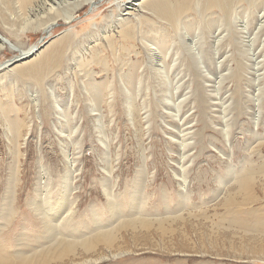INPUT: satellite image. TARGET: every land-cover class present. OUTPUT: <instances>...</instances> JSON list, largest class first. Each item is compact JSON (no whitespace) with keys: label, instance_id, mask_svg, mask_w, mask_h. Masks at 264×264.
Returning a JSON list of instances; mask_svg holds the SVG:
<instances>
[{"label":"rangeland","instance_id":"1","mask_svg":"<svg viewBox=\"0 0 264 264\" xmlns=\"http://www.w3.org/2000/svg\"><path fill=\"white\" fill-rule=\"evenodd\" d=\"M95 1L85 2L74 11L70 4L56 7L53 2L44 1L40 3L42 4L40 8L38 4L36 9L23 16L18 15L16 7L13 6L11 12L4 11L3 16L0 17V38L7 39L5 42L8 45L0 48V102L11 108L4 115L14 122V130L22 135L21 140L17 142L19 144L17 152L14 149L17 145L9 142L10 135L6 133L8 122L1 112L0 210L5 198L11 203L12 212L16 214L11 216L9 223L0 227V255L6 256L10 253L15 255L14 252L19 249H24V252L29 254L35 250H43L58 238L59 234L68 236L69 227L76 233L79 230L85 232L83 222L89 220L91 209L95 211L97 217H106L108 214L106 201L110 198L103 194V187H107L111 192L110 196L115 199L122 217H126L130 212L126 194L134 189L136 193L140 191V200L145 206L153 207L157 204L152 211H147L150 218H155L156 213L160 211L164 192L165 197L169 199L168 208L172 210L174 199L182 192L179 181L181 165L186 172L188 183L186 191L191 206L181 208L175 213L182 215L177 223L166 222L165 226L172 228L174 232L163 235L160 231H156L158 225L148 233L122 232L117 235L119 239L115 248L127 249V253L122 252V255L115 258L104 252L102 254L106 258L100 260L101 262L87 264H253L248 258L257 250L264 251L263 239L248 234L245 236L234 229L235 227L230 228L227 224H220L217 216L223 213L219 203L223 202L228 193L225 190L232 186L231 176L226 177L227 170L240 167L242 160H251L259 164L262 155L264 156V35L259 34L254 37L256 42L254 49L251 44L245 43H249L245 41L248 40L247 38H241L239 47L241 55L233 48L224 46L223 41L219 50L220 55L223 54L220 60L214 47H211L214 41L213 32L207 34L206 41L203 40V32H192L187 35L190 33L187 23H192L189 17L188 21L184 19L179 24L181 34L179 32L173 42L179 46L181 57L183 59L188 57L191 66H195L194 69L192 68L193 74L185 73L182 67L185 66V62L182 58L173 62L175 47L166 48L172 41L165 46L163 35L170 30L164 26L163 32H159L160 36L148 34L147 41L135 39L122 43L116 38V48L110 47V57L106 52L100 55L106 57V65L95 64L89 71L91 74L83 77L75 62L80 58L73 59V52L84 58L88 55L87 50L92 47L100 48L99 51H102L101 40H104L107 34H117L122 22L134 23L137 29L139 18L142 15L150 16L146 10L139 7L143 0H138L137 3L132 0ZM123 4L125 5L120 7ZM50 8L52 11L48 12ZM46 12L48 14L54 12L52 14H57L58 17L51 15L52 18L49 20L45 16ZM22 17H26L22 23L24 25H15L17 18ZM238 17L240 20V14ZM192 19H194L192 28L195 29L201 27V22H210L208 26L203 25L206 28L223 21V19L219 20L213 11L204 14L203 18L193 13ZM252 19L250 23L254 26L255 12L252 13ZM40 20L45 24L39 26ZM236 23L239 24L238 21ZM48 24H50L48 33L47 31L44 33L43 27ZM158 26L157 30L160 31V24ZM184 27L188 32L182 29ZM22 28L25 29L21 31ZM66 33L69 37L68 45L64 44L55 50V52L64 50L63 62L66 65L52 74L48 71L44 79L43 73L40 81L41 89L35 88L38 85L27 77L14 76L12 80L11 75L16 69L34 62L38 53L53 49L54 47L49 45L58 39L61 40ZM93 33L97 38L90 36ZM224 33L227 35L226 32ZM197 34H202L200 43L203 44L202 48L208 57L204 64L198 61L199 59H193V52L190 49L191 41ZM159 43L164 47L163 49H160ZM14 46L17 50L12 49ZM33 46L37 47L32 53L20 55L22 54L20 52H25ZM156 46L159 50L153 48ZM156 55L158 58L161 55L164 63L157 62ZM23 56H31V58L25 62L20 61ZM129 73H136V79L130 86L126 83ZM197 84H200L199 87L202 89L200 91L207 108L206 112L205 108L203 109L201 116L196 101L199 97ZM106 85H110V94L106 93ZM36 95L39 97L37 98ZM101 96L102 100L99 98ZM106 104L111 106L110 111L107 110ZM130 106L133 108L131 109ZM226 127L229 128L227 137L224 131ZM71 130L75 133L74 136L69 135ZM72 137H76L74 142L70 140ZM40 167L46 171L45 176ZM41 176L43 177L40 182ZM61 176L69 178L72 182L70 199L75 201L73 206L75 215L70 219L69 226H61L57 229L51 241V235L46 236V231L38 222L39 217L27 204L37 201L36 194H41L37 190L44 181L47 183L53 178L55 182ZM71 176L73 178H70ZM220 179L222 184L218 183ZM41 190L44 191L45 186H41ZM51 190L53 194L58 192L56 189ZM253 190L259 198V203L255 206L263 205L264 179L260 176L256 177ZM164 215L162 213L163 217ZM115 222L116 219L111 218L110 213V225ZM203 223L205 227L202 226ZM94 229L87 230L82 235L88 236ZM71 231L73 230H70V233ZM204 237L206 239L208 237V240ZM24 243L27 244L23 248L16 245ZM256 264L263 263L256 261Z\"/></svg>","mask_w":264,"mask_h":264},{"label":"bare ground","instance_id":"2","mask_svg":"<svg viewBox=\"0 0 264 264\" xmlns=\"http://www.w3.org/2000/svg\"><path fill=\"white\" fill-rule=\"evenodd\" d=\"M44 1L53 2L52 4L55 5L56 7L57 6H63V5L68 6L70 4L69 6H71L73 11H74V9H79L82 5H84L85 2L86 3L87 2H91V1L92 2H96L95 0H1L2 8L0 9V17L3 16L4 11L11 12L13 10V6L16 7V12H17L18 15H20V16L27 15L28 12H31L33 9L37 8L38 4H39V8H40V5H42L40 3H43ZM114 1H118V0H114ZM132 1H135L137 3L138 0H132ZM124 5L125 4L120 5V7H122ZM139 7H141V9H143V10H146V12H148L150 14V16L147 17V16H143L142 15L139 18L138 28L137 29H136L134 23H131L129 21H124V22H122L120 24L119 31L117 32V34H114V33L107 34V35H105L104 40L99 39V41L100 40L102 41V42L100 41L101 44L103 43V45L101 47L102 51H99L100 48L98 49L96 47H92L90 50H87L88 51V55L86 57H84V58H83L82 55L76 54V52L72 53L73 59L80 58V60L75 61V62H76V66L78 67V69H80V71L82 72L83 77H87V75L89 73L91 74V72H89V71L91 70V68L95 64L103 63V64L106 65V57H104V56L100 57V55L103 52H106V53H108V56L110 57V47H111V49L112 48H116V44H115L116 38H117L118 41H121L122 43H128L130 40L134 41L135 39L136 40L139 39L140 41H147V35L148 34H150L152 36L153 35L154 36H160L159 32H161V31L163 32L162 27H164V26H166L170 30V32L168 31L169 33L165 32L164 35H163L164 38H165V41H166L165 46H167L172 41L171 44L168 45L166 48H168L169 46H174L175 47L174 56H172V57H174L173 62H175V61H177V60L182 58V60L185 62V66H182V67H184L183 69L185 70V73L186 74H190V75H191V73L193 74L192 68H193L194 65L191 66L190 62L188 61L189 60L188 57H187L188 60L185 59V58L183 59V57H181V55L179 54V49H180L179 46L176 45L175 42H173L174 37H177V34L179 32L181 34V28H180L179 24L184 19H186L188 21V19L191 18V21H192V23L191 22L187 23V25H188V27L190 29V33L189 34L187 33L188 36L192 32H194V33L203 32L204 33L203 40H205L207 34L209 32H213V36L212 37H214V41H213V44H211V47L212 48L214 47V49L216 51V52L215 51L214 52L216 53V55L218 56L219 59L223 57V54L220 55V52H219L220 48H222V44L221 43L223 41H224V46L227 45L228 47L233 48L234 51L238 52L239 55H241L239 47H240V42H241L242 39L247 38L248 40H245V41H249V43H247V42H245V43L247 45L251 44V46L253 47L255 45V43H256L255 40H254V37H256L257 35L259 36V34L260 35L261 34L264 35V0H143L142 2H140ZM56 10H58V9H56ZM50 11H52L51 8H50V10L48 12H50ZM211 11H213L215 16H217V18H219V20L223 19V21H221L222 23L221 22L218 23V21H216L218 23V25L213 26V24H212V26L205 28V27H203V25L208 26L210 24V22L209 21L204 22V23L201 22L200 23L201 27H198L197 29H195V27H193L195 29L194 30L192 28V24H194V19H192V14L193 13L194 14H198L199 18L200 17L203 18L204 14H207L208 12H211ZM254 12H255V20H254V26H253L250 23V20L252 19V13L254 14ZM52 13H54V12H52ZM52 13L48 14L46 12L45 16H47L49 18V20H51L50 18H52V17H50L51 15H55V17H58V16H56L57 14H52ZM234 13H235V16L233 17ZM126 14H127V12H126ZM238 14H240V17H241L240 20H239ZM43 15H44V13H43ZM63 16H65V15H63ZM125 16H127V15H125ZM71 18L72 17H70V19ZM117 18H119V17H117ZM67 19H69V17ZM25 20H26V17L17 18V22L14 23V24L15 25L16 24H22ZM92 21H94V20H92ZM236 21H238L239 24H237ZM38 24H39V26H42L45 23H44V21L40 20V22ZM159 24L161 26L160 31L157 30V27H159L158 26ZM184 24H185V22H184ZM22 25H24V24H22ZM49 27H50V24L45 25V27H43V32L46 33V31H47V33H48L47 29ZM115 27H116V25H115ZM24 29L22 28L21 31H23ZM182 29L185 32H188V31H186L187 29L185 30V27L182 28ZM224 32H226L227 35H225ZM222 33H224V37L221 36ZM67 35L68 34L66 33L65 35H63L64 37L61 40L58 39L57 41L52 42L49 46H53L54 47L53 49H49V50H46L44 52L38 53L36 55L35 59H34V62H31L29 64H25L23 67H20L19 69H16V71L13 72V74L11 75L12 80H14V76L27 77V78L31 79L33 83L38 85V86H35V88L41 89V82L40 81L42 80V74L43 73H44V75H43V79H44V77L47 75L48 71H51V74H52L53 72H56V71L64 68L65 65H66V63L63 62L64 56H63L62 52H64V50L62 52H60V50L55 52V50H57L58 47H60V46H62L64 44L68 45L67 42L69 41V37H67ZM95 35L96 34L93 33L90 36L96 37ZM201 35L202 34L195 35V37L191 41L192 46L190 47V49L193 52V56H192L193 59L194 60H196V59L198 60L199 59L198 61H200L202 64H204L205 61L208 59V57H207V53L202 48L203 44L200 43ZM193 36H194V34L191 35V37H193ZM255 39H257V38H255ZM6 40L7 39H4L2 37L0 38V48H4L5 45H7L6 42H5ZM158 41L160 42L161 39H159ZM88 45H89V42H88ZM158 45H159L160 49L164 48L160 43ZM259 45H261V44L259 43ZM6 47H8V45ZM36 47L37 46H33L29 50H27L25 52L24 51L20 52V53H22L20 55H26V54L32 53L35 50ZM263 47H264V44H263ZM153 48H156L157 50H159L157 46L153 47ZM12 49L17 50V48L15 46ZM253 49H254V47H253ZM82 50H83V48H82ZM18 51H19V49H18ZM20 51H22V50H20ZM65 51H66V48H65ZM168 51H169V49H168ZM69 52L71 53V51H69ZM258 53L259 52H257V55H258ZM33 55H31V56H33ZM166 55H167V53H166ZM31 56L30 57L29 56H23L20 59V61L25 62V61L29 60L31 58ZM143 57H144V55H143ZM152 57H154V56H152ZM229 57H231V56H229ZM240 57H238V58H240ZM224 59H226V58H224ZM156 60H157V62L160 61L161 63H164V60H163L161 55H159V58L157 56ZM20 61H18V62H20ZM99 64H97V65L99 66ZM170 64H172V62ZM208 65H210V64H208ZM7 66H10V65H7ZM80 71H78V72L81 73ZM163 74H164V72H163ZM211 75L213 76V74H211ZM127 77H128V80H127L126 83L129 84V86H130L132 81L136 79V73L135 74L129 73L127 75ZM255 79H257V78H255ZM142 81L143 80L141 79V83H142ZM199 86H200V84L196 85L197 95L199 96L196 101H197L198 107L200 108V116H201L202 112H203V109L205 108V112H206L207 108L205 106V100H204V98L202 96V91H200L201 88ZM185 89H186V87H185ZM199 91L201 92V94H200ZM106 93L110 94V85H106ZM38 97L39 96H37V98ZM230 97H232V96H230ZM84 98H85V96H84ZM99 98L102 100L103 97L101 96ZM127 98H128V96H127ZM129 99H131V98H129ZM53 100H55V99H53ZM257 103H258V100H257ZM77 105H79V104H77ZM127 105H128V103H127ZM105 106H107V108H108L107 110H109V111L111 110L110 109L111 106L109 104H106ZM132 108L133 107H131V109ZM139 108H142V106L141 107L139 106ZM10 109L11 108L8 107L6 104H3L2 102H0V113L2 112L1 115L3 116L5 121L8 122L6 133L10 135V137H8L9 142H10V144H16L17 145V148H14V149L18 152L19 144L17 142L19 140H21L20 138H22V135L20 133H18L17 130H14V122L12 120H9L7 118V116L4 115ZM258 111H260V110H258ZM143 112H144V110H143ZM67 113H68V111H67ZM256 113H259V112L256 111ZM71 114H73V113H71ZM128 115H129V113H128ZM159 117H160V114H159ZM76 124H77V122H76ZM73 125L75 126V124H73ZM65 128L67 129V127H65ZM224 131L226 132V134H227L226 137H227L229 135V128L226 127ZM69 135L70 136H72V135L74 136L75 133L71 130ZM70 136H68V138ZM181 137H183V136H181ZM74 138H76V137H74ZM74 138L72 137L70 140L74 142V140H75ZM196 138H197V136H196ZM23 141H24V138H23ZM59 143H61V142H59ZM195 146H197V145H195ZM190 148H191V146H190ZM181 149H184V148H181ZM179 153H180V151H179ZM63 154H65V153H63ZM240 164H241V166L238 167V168L231 169L229 167L230 169L227 170L226 177L229 178V176H231V178H232V186L230 185L231 188L225 190L228 193L225 195V197L223 199V202L219 203V205L223 209V213L219 214L218 216L216 214L217 220H218V223L227 224L228 227H230V228H234L235 227L234 229H236L238 232L239 231L242 232L243 234H245V236L248 234L249 236H252L254 238L255 237H259V238L263 239V241H264V204L263 205L259 204V205L255 206V204L259 203V198L255 195L254 190H253L254 187H255V184H256V177L260 176L261 178L264 179V156L262 155V158H261V161H260L259 164H255L254 162H251V160H249V161L248 160L247 161H243L242 160L240 162ZM185 167L188 168V166H185ZM40 168L44 171L43 167H40ZM68 172H71V171H68ZM179 172H181V175H180V179L181 180H179V181H181L180 187H181L182 192L180 191L181 193L179 194L178 198L174 199V204H173V209L172 210H170L168 208L167 202H169V199L165 197V192H164L163 195H162V198H161L162 202H161V205H160L162 208L159 207L160 211L156 213L155 218H150V215L147 213V211H152V209L154 207H156L157 204H155L153 207L145 206L144 203H141V200H140L141 193H140V191L136 193V189H134V190H130V192H127V194H126L127 199H129L130 212H129V214L126 217H122V216H120V213L118 212V206L115 203V199L112 198V196H110L111 192L109 191V189L107 187H103L102 188L103 194L107 198H110V199H108L106 201V209H107L106 212L108 213L106 215L107 218L106 217H97V216H95V211L91 209L90 210V216H89L90 218H89V220L83 222V225H84V229L83 230L85 232L87 230L95 228L88 236H83L82 234H84L85 232H82L81 230L77 231V233H76V231L73 228L69 227V235L68 236H65L64 234H59V237L56 238L54 241H52V240L54 239V235L57 233V229L61 228V226H63V227L69 226L68 224L70 223V219L73 218L74 215H75V211L73 210V206L75 205V201L74 200L71 201V199H70V197H72V193H71L72 188L70 186L72 182H71V180L69 178H67V177L65 178V177H62V176L59 177L58 178L59 180L57 179V181H55V182H54L53 178H50L47 183H46V181H44L42 183V185H40V187L37 190L38 192L39 191L41 192V194H36L37 201H32L29 204H27V206L31 207L32 210L35 211V214L39 217V221L38 222L42 225L43 230L46 231V236H50L51 235L50 238H51L52 242L50 243L49 246H47L43 250H40V251L35 250V251H33V253H30V254L24 252V249L23 250L19 249V250H16L14 252V253H16L15 255H12L11 253H10V255L6 254V256H4V255L1 256L0 255V264H56V263H61V264L73 263V264H76L75 262H77V264H87V263H91V262L94 263V262H99L100 260H103L104 258H106V257H103L104 255L102 253H104V252H107L109 255H113L115 258L117 256L122 255V252L123 253H127L126 252L127 249H123V248L121 249V247L115 248V246L117 245V240L119 239V237H117V235H120L122 232L130 231L131 234H134L137 231H141V232L148 233L154 228L155 225H158V228H156L157 229L156 231H160L161 234H163V235L168 234L169 235L170 233H173L174 230L172 228H168V227L165 226L166 222H169V221H175L176 222L177 220L181 219V217H182L181 213L180 214L179 213L175 214V213L181 208L183 209V208H185L187 206H189V207L191 206L190 205L191 204V200L189 199L188 192L186 191V189H187L186 186H187L188 183H187L186 177H185L186 172H185L184 166L182 167L180 165V171ZM43 173H44L43 176H45L46 175V171H44ZM68 175H70V173H68ZM43 176L39 177V178H41L40 182L42 181V177ZM70 178H73V177L71 176ZM108 182H109V180H108ZM218 183L222 184V180L220 179ZM41 186H45V190L44 191L41 190ZM138 186H140V185H138ZM51 189H56L58 191L57 194H53ZM6 191L8 192V190H6ZM113 194H115V193H113ZM3 202H4V204H2V207H1V210H0V227H3L5 225V223L6 224L9 223V221H11V216H14L16 214V212L15 213L12 212L11 205H10L11 203L8 200H6L4 198ZM189 207H188V210H189ZM110 213H111V218L116 219V222L114 224H112V225H110ZM162 213L165 214L164 217L162 216ZM214 216H215V214H214ZM104 218H106V219L102 220ZM195 218L197 219V217H195ZM217 224H215V225L217 226ZM77 225L80 226L79 224H77ZM185 226H186V224H185ZM188 226H190V225L188 224ZM202 226H204V223H203ZM70 230H73V231H71V233H70ZM200 230H202V229H200ZM200 230L198 232H200ZM196 232H197V230H196ZM78 233L80 235H78ZM192 234H194V232ZM235 237H237V236H235ZM131 239H132V237H131ZM161 239H163V238H161ZM206 240H208V237H207ZM22 241H24V240H21V242ZM135 241H136V239H135ZM240 241H242V240H240ZM209 242H211V241H209ZM216 243H214V244H216ZM26 244L27 243H24V244L19 245V246H18V244H16V245H17V247H22L23 248V246L26 247ZM162 244H163V242H162ZM203 245H204V243H203ZM203 245L200 244V246H203ZM224 245H225V243H224ZM171 247H172V245H171ZM263 248H264V246H263ZM98 249L100 251H98ZM182 250H184V249H182ZM89 256L91 258H89ZM248 260H251L253 262V264H256V261L264 264V251H258L257 250L256 252H254L252 254V256L250 258H248ZM123 263H125V261Z\"/></svg>","mask_w":264,"mask_h":264}]
</instances>
